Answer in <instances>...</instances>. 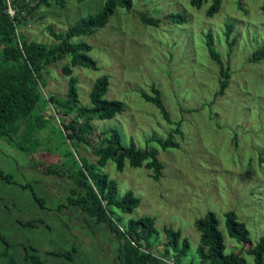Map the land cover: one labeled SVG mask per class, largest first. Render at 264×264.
<instances>
[{"label":"rangeland","instance_id":"obj_1","mask_svg":"<svg viewBox=\"0 0 264 264\" xmlns=\"http://www.w3.org/2000/svg\"><path fill=\"white\" fill-rule=\"evenodd\" d=\"M105 1L65 0L64 7L51 2L35 11L24 32L31 40L56 44L50 29L64 33L76 22L102 11ZM220 1L221 8L213 16L207 12L214 0H202L201 7L193 6L190 0H132L130 11L117 7L105 27L73 39L75 43L84 42L92 47L88 55L97 62L98 69L75 67L73 71L83 107L91 105L90 92L102 75L110 79L105 97L118 99L124 105L123 112L112 119L91 121L95 129L91 142H98L104 131L118 129L124 146L150 148L164 166L159 179H154L146 167L126 165L123 172L117 171L112 160L101 168V172L117 181L119 199L132 191L140 200L133 212H118L122 225L131 219L151 216L158 230L153 246L155 254L165 252L168 239L164 228L172 227L181 231V241L187 238L190 242L185 261L197 260L200 234L195 221L214 212L224 237L225 252H240L250 264H255L247 253L251 245L243 246L230 237L225 213L237 214L250 231L253 244L264 237V163L261 161L264 159V60L257 63L249 60L264 42V0ZM141 14L153 18L155 25L144 23ZM171 15L183 16L185 23L180 24V19L175 20ZM228 25L233 26L232 37L236 38L232 47L226 40ZM209 32L214 37L215 49L232 73L225 95L217 98L220 73L207 51L205 37ZM68 64L69 57L47 68V86L42 91L48 98H66L68 78L62 70ZM153 86L161 91L170 121L142 96L151 93ZM50 107L56 109L54 105ZM46 109L43 113L50 132L58 133L54 116L49 117ZM54 115L61 117L58 113ZM169 136L179 146L163 149L158 140ZM62 147V153L70 148L86 155L91 162L97 160L86 144L63 142ZM46 158L50 163L59 159L50 155ZM32 162V155L0 140V171L12 174L15 183L7 184L0 179V196L14 198L27 210L36 212V197H47L48 191L41 175L32 169ZM15 221L12 216L0 218L1 231L8 236L18 235L21 242L30 240L34 245L45 242L36 230L21 228L24 231H20ZM75 235L82 243L83 252L77 258L78 264L91 261L112 264L109 240L102 241L99 237L94 243L79 232ZM43 257L49 264H75L48 257L46 253Z\"/></svg>","mask_w":264,"mask_h":264},{"label":"trees","instance_id":"obj_2","mask_svg":"<svg viewBox=\"0 0 264 264\" xmlns=\"http://www.w3.org/2000/svg\"><path fill=\"white\" fill-rule=\"evenodd\" d=\"M51 2L61 7L65 5V0H12L11 4L16 10V15L12 18L7 12V0H0V140L32 155L31 167L41 175L48 191L47 197H36V212L27 210L14 198L0 196V218L12 216L16 218L15 222L20 231H24L21 228L36 230L45 240L39 245H34L30 240L21 242L18 235L8 236L0 228V264H49L43 253L64 263L78 264L77 258L83 252L82 243L75 235L77 232L94 243L95 238L99 237L102 241L109 240L114 257L112 264H163L160 257H173L177 264H250L240 252H225L224 237L214 212H208L195 221V227L200 234L197 260L185 261L190 242L187 238L181 241V231L172 227L164 228L168 239L165 252L161 255L155 254L153 246L158 230L155 226L156 220L151 216L131 219L122 225V217L118 212H133L139 206L140 200L132 191H127L119 199L117 181L101 172V168L112 160L117 171L123 172L126 165L132 168L146 167L152 171L154 179H159L164 166L154 150L138 149L133 144L124 146L118 129L104 131L98 142H91L90 136L95 131L91 121L112 119L123 112L124 105L118 99L105 97L110 86L108 75H102L95 81L90 92L91 105H81L78 80L73 69H98V66L88 55L92 47L84 42L75 43L73 39L94 34L98 28L109 23L117 7L130 11L133 2L106 0L102 11L76 22L64 33L58 34L50 29L57 43L48 45L29 39L24 30L35 11L42 6H49ZM190 2L196 7L202 5V0ZM220 8L221 1L214 0L207 15L213 16ZM140 17L144 23L155 25L153 18L145 14ZM171 17L175 20L179 18L180 24L185 23L181 15ZM233 30L232 25L227 26L225 34L229 47L236 43V38L232 37ZM205 38L207 51L219 66V87L215 95L217 98L225 95L232 73L215 49L212 33L209 32ZM67 57L70 64L62 70L68 78L66 98H48L42 91L47 86L46 70ZM249 60L254 63L264 60V42ZM142 96L170 121L159 88L153 86L151 93H143ZM51 105L56 109L52 110ZM45 108L49 117L54 116L60 135L50 132L49 123L43 113ZM56 113L61 117H56ZM53 135L57 138L55 143ZM63 142L88 145L97 158L96 162H91L86 155H79L70 148L62 153ZM158 144L163 149L179 146L172 136L158 140ZM48 155L57 156L59 159L50 163L46 158ZM261 161L264 163V159ZM0 179L7 184L14 183L13 175L4 170L0 171ZM21 214L24 216H20ZM225 218L230 237L243 246L251 245L247 253L253 257L255 264H264V237L253 244L246 224L238 220L234 211L226 212ZM171 253L173 256H170ZM85 254L89 255L86 252Z\"/></svg>","mask_w":264,"mask_h":264},{"label":"built area","instance_id":"obj_3","mask_svg":"<svg viewBox=\"0 0 264 264\" xmlns=\"http://www.w3.org/2000/svg\"><path fill=\"white\" fill-rule=\"evenodd\" d=\"M11 1L12 0H7L8 2L7 12L13 18L16 15V10L11 4ZM160 259L163 262V264H177L173 257H160Z\"/></svg>","mask_w":264,"mask_h":264}]
</instances>
